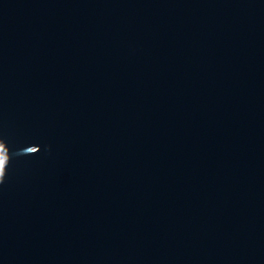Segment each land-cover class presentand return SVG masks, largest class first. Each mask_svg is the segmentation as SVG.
I'll list each match as a JSON object with an SVG mask.
<instances>
[{
  "label": "water",
  "instance_id": "95a60500",
  "mask_svg": "<svg viewBox=\"0 0 264 264\" xmlns=\"http://www.w3.org/2000/svg\"><path fill=\"white\" fill-rule=\"evenodd\" d=\"M0 264H264V0H0Z\"/></svg>",
  "mask_w": 264,
  "mask_h": 264
}]
</instances>
